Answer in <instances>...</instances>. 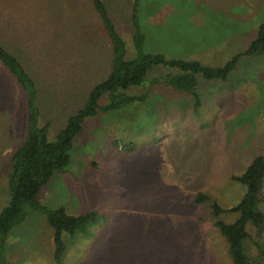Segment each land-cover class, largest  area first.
<instances>
[{
	"label": "rangeland",
	"instance_id": "1",
	"mask_svg": "<svg viewBox=\"0 0 264 264\" xmlns=\"http://www.w3.org/2000/svg\"><path fill=\"white\" fill-rule=\"evenodd\" d=\"M103 2L133 58L132 0ZM139 17L144 51L220 66L256 37L264 0H142ZM0 41L33 77L51 141L111 70V42L91 0H0ZM165 71L156 66L143 85L125 90L147 91L146 100L85 118L70 163L36 197L71 215L97 212L92 236L64 233L55 262L52 229L32 210L2 245L8 264H233L208 203L193 198L202 191L225 206L244 193L231 176L264 150V51L242 55L225 81L197 76V107L192 95L150 83ZM107 102L105 93L98 103ZM25 128L21 91L1 84L0 211ZM258 207L264 212V188ZM249 232L245 249L254 257L264 228Z\"/></svg>",
	"mask_w": 264,
	"mask_h": 264
},
{
	"label": "trees",
	"instance_id": "2",
	"mask_svg": "<svg viewBox=\"0 0 264 264\" xmlns=\"http://www.w3.org/2000/svg\"><path fill=\"white\" fill-rule=\"evenodd\" d=\"M93 8L107 32L112 46L111 70L108 76L97 83L88 93L85 104L68 117L67 123L59 131L55 140L48 139L50 122L39 123L40 108L36 83L18 56L0 41V85L9 83L21 91L26 114L25 136L10 158L11 171L8 175L9 200L0 211V245L6 240L11 228L23 221L29 211L41 212L52 229L53 258L59 262L65 250L63 234L73 236L78 233L85 238L92 236L91 227L101 221L95 211L80 215L68 214L63 207L50 209L37 203L36 197L42 186L58 171L63 170L71 160L73 139L82 128L85 118L97 112L125 107L133 102L147 99L148 92L133 95L125 90L143 85L149 71L161 66L166 71L150 80L151 84L163 83L167 87L186 92L193 96L194 105L200 104L196 93L197 76L206 80L225 81L236 68L242 55H253L264 51V22L257 27V35L248 48L237 53L220 66L203 64L198 60L166 57L163 53L144 51L145 34L142 31L139 9L142 0H132L130 21L133 28L132 40L135 50L133 58L126 57L125 42L116 30L103 0H91ZM108 95V102L99 105V98ZM19 96V95H18ZM231 179L244 187V193L235 203L225 206L220 200L202 191L196 192L193 202L208 203L214 225L227 243L228 255L233 264H264V246L256 244V255L250 256L245 242L250 237L249 226L258 230L264 228V212L258 207L264 188V150L255 156L244 171ZM236 214L235 219L226 222L220 216ZM91 232V233H90ZM4 248L0 251V264H8L4 259Z\"/></svg>",
	"mask_w": 264,
	"mask_h": 264
}]
</instances>
